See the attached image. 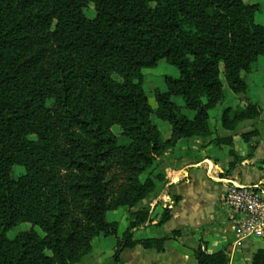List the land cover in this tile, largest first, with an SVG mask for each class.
Listing matches in <instances>:
<instances>
[{
    "label": "trees",
    "instance_id": "obj_1",
    "mask_svg": "<svg viewBox=\"0 0 264 264\" xmlns=\"http://www.w3.org/2000/svg\"><path fill=\"white\" fill-rule=\"evenodd\" d=\"M247 1L0 0V264H79L94 239L117 238L107 214L166 184L149 176L157 158L182 140L210 136L224 86L247 94L244 76L264 58L260 7ZM160 60L179 75L164 78L153 109L142 71ZM153 116L169 123L168 141ZM257 116L250 104L232 123ZM134 218L131 228L148 212ZM170 218L164 209L160 225ZM21 224L30 229L8 238ZM165 240L128 234L123 244L160 251ZM193 258L229 262L226 246L212 254L198 247ZM249 264H264L263 247Z\"/></svg>",
    "mask_w": 264,
    "mask_h": 264
},
{
    "label": "rangeland",
    "instance_id": "obj_2",
    "mask_svg": "<svg viewBox=\"0 0 264 264\" xmlns=\"http://www.w3.org/2000/svg\"><path fill=\"white\" fill-rule=\"evenodd\" d=\"M248 4H258L260 7L259 12L256 15V23L264 27V0H250L247 1ZM86 15L89 18L94 16L93 8L90 6L86 10ZM177 69L170 65L166 60H160L158 65L153 69H145L142 71L143 77V87L145 93L148 97V101L153 109L157 108L156 103V93L158 91H165L166 86L164 78L170 76L173 78L178 77ZM248 85V92L244 97H238L233 94L231 91L225 87V101L222 106L218 109L212 110L209 115V128L210 136L206 137H193L189 140L180 141L174 148L167 150L163 155L157 158L153 169L149 171V176L151 178H157L158 176H163L168 182L167 176L171 170H180L185 166L197 162L203 158L209 159L213 162H219L224 159H230L231 162H238L240 157H249L253 150V143L246 144L248 139L253 135H250L255 131V127L248 129L249 121L258 120L262 116V121L264 122V89H258L264 85V67L261 65V61L255 65L253 71L250 75L244 76ZM253 90L258 92L262 90L261 98L262 103H256L253 99ZM179 106L183 107V102L179 98H174ZM252 104L258 110V116L253 119H246L238 123H232L235 112L246 108L247 105ZM224 111H228L226 115L227 123L229 129L224 127L222 124V116ZM187 114V113H186ZM188 115V114H187ZM190 115V114H189ZM188 115V116H189ZM192 115H190V118ZM153 123L160 130L162 140L168 141L171 136V127L169 123L159 120L156 117H152ZM226 130V132L224 131ZM231 133V137H226V133ZM113 132L118 136V128H114ZM249 134V135H248ZM221 138H231L233 143L215 145L216 140ZM232 152V154H231ZM235 163V165H236ZM261 165L262 162H261ZM232 168L228 167L223 171L222 176L232 177L234 176L236 170H231ZM22 169H15V173H20ZM183 182H186V178L183 179ZM261 185V184H260ZM262 186V185H261ZM164 183L156 190L150 198L142 200L136 207L128 208L122 207L114 212L107 214V219L109 221H115L118 224L117 238H105L103 235H100L92 242V251L87 255L79 264H160V251L156 249H144L142 246H136L133 250L124 249V242L127 239L128 234L132 237L133 240L141 241L146 239H156L160 240V216L163 213V210L168 207H163L164 202H168V198L162 195H166L164 190ZM169 199L174 201L172 194H169ZM166 200V201H164ZM167 204H170L169 202ZM223 205V200H222ZM225 209V207L223 206ZM146 211L148 212V220L145 224L131 228L130 226L134 222V216L136 212ZM227 214L226 209L224 210ZM230 218V217H229ZM233 223V219L231 218ZM30 229L28 224H21L7 232V237L12 239L18 233L22 231H27ZM255 243H250L247 240L241 241L239 244L243 248L252 247L255 248L254 253L259 248H264V240H256ZM241 252V253H240ZM241 258L238 260L235 257L231 258L228 253V264H249L251 262V257L248 261V253L244 254L242 249H240ZM183 250L180 251V255ZM245 255V256H244ZM233 259V260H232ZM233 261V262H232ZM232 262V263H230ZM191 264H195V260L191 257Z\"/></svg>",
    "mask_w": 264,
    "mask_h": 264
},
{
    "label": "crops",
    "instance_id": "obj_3",
    "mask_svg": "<svg viewBox=\"0 0 264 264\" xmlns=\"http://www.w3.org/2000/svg\"><path fill=\"white\" fill-rule=\"evenodd\" d=\"M260 61L264 67V58ZM258 89L263 90L264 85ZM262 90H253L252 96L256 103H262ZM261 121L262 116L246 124L248 129L255 127L258 135L248 139L246 144L254 142L252 153L249 157L238 158L231 169L236 170L234 176L221 175L232 163L228 158L219 162L203 158L180 170L170 171L164 190L172 197H178V200H170L168 193L162 195L169 200L170 204L164 202L163 207H168L165 209L170 210L171 218L160 225V239H166L160 250V264H191L193 252L198 247L212 254L226 246L230 257L236 260L242 257L240 249L244 254L248 253L246 261L254 253L257 247L243 248L239 244L222 200L232 182L237 185L261 184L264 187V164L261 165L264 161V122ZM226 134V137H231L230 131ZM185 178L186 182H183ZM181 250L186 256L180 255Z\"/></svg>",
    "mask_w": 264,
    "mask_h": 264
},
{
    "label": "built area",
    "instance_id": "obj_4",
    "mask_svg": "<svg viewBox=\"0 0 264 264\" xmlns=\"http://www.w3.org/2000/svg\"><path fill=\"white\" fill-rule=\"evenodd\" d=\"M223 198L237 240L254 242L264 240V187L260 184L230 183Z\"/></svg>",
    "mask_w": 264,
    "mask_h": 264
}]
</instances>
